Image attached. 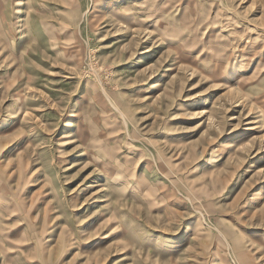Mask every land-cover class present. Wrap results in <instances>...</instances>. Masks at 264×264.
<instances>
[{"label":"rangeland","instance_id":"1","mask_svg":"<svg viewBox=\"0 0 264 264\" xmlns=\"http://www.w3.org/2000/svg\"><path fill=\"white\" fill-rule=\"evenodd\" d=\"M0 264H264V0H0Z\"/></svg>","mask_w":264,"mask_h":264}]
</instances>
